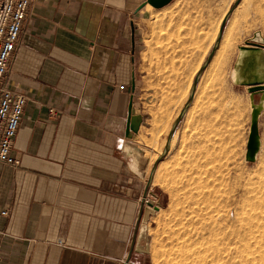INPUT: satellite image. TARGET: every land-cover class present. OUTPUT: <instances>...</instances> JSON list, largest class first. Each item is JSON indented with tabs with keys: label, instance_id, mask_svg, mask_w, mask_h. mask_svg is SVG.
I'll list each match as a JSON object with an SVG mask.
<instances>
[{
	"label": "crops",
	"instance_id": "1",
	"mask_svg": "<svg viewBox=\"0 0 264 264\" xmlns=\"http://www.w3.org/2000/svg\"><path fill=\"white\" fill-rule=\"evenodd\" d=\"M236 1L172 0L154 8L147 0H33L5 76L6 86L27 101L12 142L20 164L0 165V264L124 263L150 174L140 179L122 151L131 141L124 137L129 105L141 120L135 143L145 149V138L161 145L160 152L150 147L156 155L144 170L151 171L190 94L174 106L170 90L164 95L157 81L186 79L192 69L196 76ZM242 2L201 76L225 47ZM245 27L226 46L229 79L238 46L255 32L264 46V26L252 16ZM157 63L166 67L164 76L157 75ZM175 66L182 76H174ZM153 177L146 198L159 208L163 191ZM144 255L132 251L128 264H145Z\"/></svg>",
	"mask_w": 264,
	"mask_h": 264
},
{
	"label": "rangeland",
	"instance_id": "2",
	"mask_svg": "<svg viewBox=\"0 0 264 264\" xmlns=\"http://www.w3.org/2000/svg\"><path fill=\"white\" fill-rule=\"evenodd\" d=\"M241 5L231 18L225 47L201 76L193 108L179 127L168 157L154 174L153 185L159 187L158 193L163 192L159 208L148 217L145 264H264L263 253L256 251V255L253 245H244L253 242L242 232L248 234L245 228L250 223L253 227L260 224L259 231L264 228V109L258 118L261 147L256 161L250 163L245 159L251 121L249 94L232 88L223 63L233 31H244L252 16L259 27L264 26V0H243ZM238 23H243V29ZM156 71L164 76L167 69L157 63ZM193 73L194 69L186 79L158 80L157 87L164 95L170 90L174 106L181 105L189 94ZM174 76H182L181 66L174 67ZM258 99L255 95L254 103ZM162 100L166 106L167 97L162 96ZM136 134L129 142L143 151L140 179L144 180L150 173L144 168L155 158L156 150L160 152L161 145L143 138L142 149L135 143ZM253 227L250 237L259 234Z\"/></svg>",
	"mask_w": 264,
	"mask_h": 264
},
{
	"label": "water",
	"instance_id": "3",
	"mask_svg": "<svg viewBox=\"0 0 264 264\" xmlns=\"http://www.w3.org/2000/svg\"><path fill=\"white\" fill-rule=\"evenodd\" d=\"M170 1L172 0H147V3L154 8H161L167 5ZM240 1L241 0H237L234 3V5L230 8V10L228 11V13L226 14V16L224 17L221 23L215 46L212 49L206 62L202 65L200 70L197 72L192 82L190 94L186 101L185 107L182 109L181 113L176 118L168 134L164 149L161 155L156 159V161L154 162L151 168L150 175L147 179L146 188H145L142 199L146 197L147 190L149 188L151 178L155 172L157 164L165 157V155L169 151L170 140L174 134L175 129L177 128L178 124L182 120L187 106H189V104L192 102L193 94L195 92V89H196V86H197V83L199 81L201 74L203 73L204 69L210 62L215 50L217 49V45L220 42L226 21L228 17L230 16V14L232 13V11L238 6ZM237 49H238V54H237L235 63L233 65V69L230 74V80L236 86L247 87V92L249 94V100H250V105H251V116H250L251 121H250L249 135H248L247 144H246L245 159L247 162L253 163L256 161L257 154L259 153V150L261 147V140H260V135H259V130H258V118L264 109V46H263V38L260 32H255L253 36L247 41L246 45L238 46ZM255 95H259V99L257 103H254ZM137 114H138V111L136 109H133L130 104L128 108V117L126 119V125H125V131H124V137L126 139H129V140L135 139V134L137 133V129L141 122L140 117ZM133 118H138L136 123L133 122ZM129 144H131L129 141H125L122 143V151L124 152V157L128 161L131 160L132 157L130 158V156L126 155L125 145H129ZM136 150L140 153L142 162L137 163L138 165L137 164L133 165L134 163L131 160L130 168L133 173H135L139 178H142L143 174L142 172H140L141 171L140 169H142V166L144 164V160H143L144 158L142 157L143 151H141L137 147H136ZM155 209H157V207H153L151 203H148L147 206H144L143 203H141V206L138 212L137 221H136L135 236L132 241L130 253H129V256L126 258V260L124 261V263L122 264H128L129 257L132 251L136 253H141V254L145 253L143 246L145 245V241L147 239L146 238V228H147L148 217L151 214H153Z\"/></svg>",
	"mask_w": 264,
	"mask_h": 264
},
{
	"label": "built area",
	"instance_id": "4",
	"mask_svg": "<svg viewBox=\"0 0 264 264\" xmlns=\"http://www.w3.org/2000/svg\"><path fill=\"white\" fill-rule=\"evenodd\" d=\"M33 0H0V165L17 168L20 160L12 154V142L17 132L27 98L9 89L5 76L9 59L17 45L19 33ZM119 86V90H123ZM53 114L54 110L49 109ZM144 206L149 200L142 199ZM2 215H6L3 212Z\"/></svg>",
	"mask_w": 264,
	"mask_h": 264
},
{
	"label": "bare ground",
	"instance_id": "5",
	"mask_svg": "<svg viewBox=\"0 0 264 264\" xmlns=\"http://www.w3.org/2000/svg\"><path fill=\"white\" fill-rule=\"evenodd\" d=\"M186 117V116H185ZM137 120H138V118H133V122L134 123H136L137 122ZM125 153H126V155H128V156H130V158L132 157V161H133V165H136L137 163H141V157H140V153L136 150V147L135 146H133V145H131V144H129V145H125ZM149 153V152H148ZM156 155V154H155ZM148 157V156H147ZM149 160H151V159H149ZM150 163V162H149ZM138 165V164H137ZM160 166H161V164H159ZM157 168H159V166L157 167ZM160 169V168H159ZM158 169V170H159ZM157 169H156V171H158ZM155 171V172H156ZM155 172H154V174H155ZM261 186V185H260ZM249 205V204H248ZM216 206V205H215ZM246 214V213H245ZM249 216V215H248ZM252 216V215H251ZM251 216H249L250 218H251ZM249 217H247V219L249 218ZM250 218L248 219V221H249V223H250ZM243 220H245V219H242L241 221H243ZM245 223L244 224H246V222H247V220L246 221H244ZM252 222V221H251ZM258 222V221H257ZM243 223V222H242ZM259 223V222H258ZM260 224H258V226H259ZM246 226H247V224H246ZM257 225H255L254 227H253V225L250 223L247 227V229L245 228V231H248V234H246V233H244V230L242 229V232H243V234H245V235H248L249 237L247 238V241L248 240H251L252 239V241L251 242H253V244L251 243V244H249V242H246L244 245H246V247H248V248H252L251 247V245H253V247L255 248V252L257 251L258 253L260 252V253H263L264 254V228L262 229V230H257V229H260L259 227H258ZM262 226H264V225H262ZM261 226V227H262ZM254 228L255 230H257V233H259L257 236H252V237H250V235L252 234V230H251V228ZM240 229V228H239ZM238 229V230H239ZM235 233V232H234ZM239 232H236V235H237V239L238 240H241V238H240V234H238ZM241 237L243 238V237H245V236H242L241 235ZM250 238V239H249ZM246 239V238H245ZM242 240H244V239H242ZM236 245H237V243H236ZM250 246V247H249ZM241 247V246H240ZM236 250V249H235ZM238 250V249H237ZM249 250V249H248ZM247 250V251H248ZM254 250V249H253ZM236 252V251H235ZM256 252V253H257ZM252 253V252H251ZM258 253L256 254V255H258ZM250 254V253H249ZM220 255V254H219ZM260 255V254H259ZM262 255V254H261ZM263 256V255H262ZM254 257V256H253ZM257 258V257H256ZM260 258H261V256H260ZM264 258V257H263ZM263 258H261V259H263ZM258 259H259V256H258ZM257 259V260H258ZM233 261V260H232ZM252 261H254V260H252ZM256 261V260H255ZM261 261V260H260ZM263 261V260H262ZM261 261V262H262ZM259 262V261H258ZM257 262V263H258ZM252 263H254V262H252ZM256 263V264H257ZM259 264H262V263H260L259 262Z\"/></svg>",
	"mask_w": 264,
	"mask_h": 264
}]
</instances>
